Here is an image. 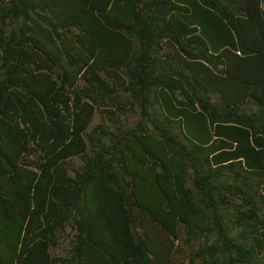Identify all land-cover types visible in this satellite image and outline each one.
<instances>
[{"label":"trees","instance_id":"16d2710c","mask_svg":"<svg viewBox=\"0 0 264 264\" xmlns=\"http://www.w3.org/2000/svg\"><path fill=\"white\" fill-rule=\"evenodd\" d=\"M0 264H264V0H0Z\"/></svg>","mask_w":264,"mask_h":264},{"label":"rangeland","instance_id":"374dc122","mask_svg":"<svg viewBox=\"0 0 264 264\" xmlns=\"http://www.w3.org/2000/svg\"><path fill=\"white\" fill-rule=\"evenodd\" d=\"M98 122H99V118H96L94 124H96V123H98Z\"/></svg>","mask_w":264,"mask_h":264}]
</instances>
